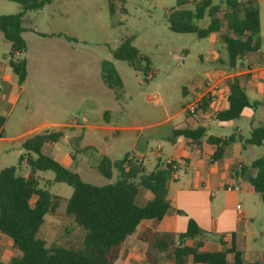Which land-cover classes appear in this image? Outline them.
Returning a JSON list of instances; mask_svg holds the SVG:
<instances>
[{
    "label": "rangeland",
    "instance_id": "obj_1",
    "mask_svg": "<svg viewBox=\"0 0 264 264\" xmlns=\"http://www.w3.org/2000/svg\"><path fill=\"white\" fill-rule=\"evenodd\" d=\"M223 1L213 0V4L224 11ZM256 1L260 47L258 52L237 60L236 69L251 60H264V0ZM175 5L176 0H114L111 9L107 0H53L40 9L27 11L22 22L26 50L14 59H26L29 79L24 91L19 90V99L8 106L10 118L0 137V169L17 166L21 142L44 131L62 132L56 146L44 149V153L60 159L61 150L69 152L71 159L62 156L63 163L93 185L113 183L117 178L116 168L110 178L99 173L101 155L115 161L127 153L142 151L150 157L143 166L151 170L157 146L162 152H171V131L183 122L181 109L192 101L195 88L203 85L210 70L228 69L227 63L214 59L217 53L219 59L227 61L220 35L198 38L194 33L169 29L167 15ZM19 11L18 3L0 0V16ZM207 23L205 17L198 25L205 27ZM126 38H131L132 45L150 59L147 74L112 58V51ZM9 50V42L0 39V63L8 65ZM105 60L116 69L120 87H108L103 82L101 63ZM250 110L257 117L260 108ZM251 121V116L234 120L243 130ZM232 132V127H220L217 121L209 129L213 135ZM19 134L22 137L14 138ZM256 152L264 155V141ZM19 166V173L26 176L24 162ZM190 173L189 168L181 167L178 182ZM37 175L39 187L59 197L58 205L45 215L38 235L48 247L83 249V230L65 211L72 187L54 182L50 170L37 171ZM168 183L177 185L174 180ZM143 192L150 194L140 187L136 197L140 204ZM216 200L230 209L236 203L250 206L257 202L264 210L258 194L239 198L234 192H219ZM9 240L0 233V264H9L18 255Z\"/></svg>",
    "mask_w": 264,
    "mask_h": 264
},
{
    "label": "trees",
    "instance_id": "obj_2",
    "mask_svg": "<svg viewBox=\"0 0 264 264\" xmlns=\"http://www.w3.org/2000/svg\"><path fill=\"white\" fill-rule=\"evenodd\" d=\"M20 5L15 14L0 16V38L10 43L9 65L21 85L26 78V59L15 58L23 53L26 44L22 37L23 17L27 11L37 10L53 0H9ZM113 9L114 0H107ZM225 9L220 12L213 0H176V5L167 15L168 27L176 33H194L198 38H206L218 33L227 52V65L235 67L237 60L245 54L255 52L260 47V14L256 0H224ZM190 4L191 7H185ZM208 18L205 27L198 22ZM112 58L126 62L132 69L147 74L150 59L141 54L131 42L124 39L112 51ZM101 77L108 87H120L121 81L114 66L101 63ZM246 74L233 75L228 80V107L216 113L220 121L234 120L240 117L244 108H256L258 103L251 102L246 95L244 82ZM205 100L200 106L205 105ZM188 113V112H186ZM4 118L0 116V125ZM204 135V128H174L172 136H183L197 140ZM61 131H44L34 134L21 143L22 152L17 166L0 169V233L10 239L19 255L9 264H118L121 246L130 235L145 242L148 249L145 260L159 264V255L173 264L187 261L200 264H228L227 254L232 255V264L246 263L242 252L233 245L223 251L203 250L202 242L189 240L199 238L203 232L193 219H189L184 232L158 233L140 226L144 220H162L171 207L167 199V183L170 168L156 166L146 172L141 163L127 162L126 156L112 161L101 155L97 169L105 178H110L112 169H117V178L113 183L93 185L84 182L78 173L64 167L48 154L42 152L44 145L57 143ZM242 141L236 132L222 138L208 136L207 142L216 145L214 159L222 157L225 149L233 142ZM250 145L259 146L264 141V128L252 126L249 136L243 140ZM24 162L28 169L26 176L19 173V164ZM256 169L253 176L247 178L250 188L259 194L264 205V157L251 162ZM50 170L53 181L72 187V194L66 201L65 211L73 217L75 226L83 230V249L71 246L46 245L38 235L44 217L58 205L59 197L46 188L39 187L40 177L37 171ZM140 187L147 189L152 197L144 204L136 201Z\"/></svg>",
    "mask_w": 264,
    "mask_h": 264
},
{
    "label": "crops",
    "instance_id": "obj_3",
    "mask_svg": "<svg viewBox=\"0 0 264 264\" xmlns=\"http://www.w3.org/2000/svg\"><path fill=\"white\" fill-rule=\"evenodd\" d=\"M220 12L223 11L220 10ZM213 34L216 35L218 33ZM258 50L252 53H256ZM249 54H245L242 58ZM214 59L219 63H227V61L221 58L219 59L217 53H214ZM238 68L236 69L235 65L233 68L228 66L227 70H210L207 79L212 80L217 86L210 94V97L205 98V105L197 108L193 114L186 113L185 108L187 105L181 109L185 114V118L182 123L174 126L173 129L183 127L195 129L198 126L203 127L204 135L200 139L192 140L184 138L183 136H172L171 152L169 153L162 152L161 146L156 147L153 153L155 162L151 170L158 165L163 167V161L166 158H173L177 160L180 168H189L191 173L190 175L186 174L181 182H178L179 178L174 180L177 182V185L173 186L167 183V199L171 207L163 219L159 221L153 219L144 220L140 226L150 228L158 233L171 232L177 234L184 232L188 220L193 219L203 234L195 240H189L187 242L188 244H194L198 240L202 242L201 249L212 251H223L233 245L237 250L242 252L244 262L264 264L263 208L256 202L250 206L236 203L230 209L226 205L220 204L219 200H216V195L219 192H234L239 198H247L249 194H258L250 188L246 180L256 173V169L251 167V162L258 157H264V155L258 156L256 152L257 146L247 144L243 140L249 136L252 126L261 125L264 128V60L257 62L251 60L246 64H240ZM239 74L247 75L244 82L246 95L251 102L258 103L256 108H260L257 117H253V112L250 110L256 108L243 109L239 118L246 116H251L252 118V121L248 123V126L244 130L234 122L236 119L220 121L215 117L217 112L228 107L229 78ZM28 79L27 61L26 78L21 85L17 83V76L13 73L9 61L8 65L0 63V116L4 118L0 125V137H2L4 128L10 118L11 111L8 109V106L19 99V90L24 91ZM205 81L201 87L195 88L192 99L205 89ZM216 121L220 127L230 126L233 128V132L242 136V141L233 142L225 149L222 157L218 159L213 158L216 145L208 143L207 137L217 136L224 138L231 133L228 135H213L209 133V129ZM22 123L24 126L26 125L27 121H25V118ZM245 130L246 133H243ZM20 137L22 135L19 134L14 138ZM55 146L56 143L53 145H44L42 152L44 153V149L46 150ZM61 151L65 160L67 157L71 159L69 152ZM128 154L130 153L125 154L124 157ZM131 155L142 157V161L140 162L142 166L143 162H147L150 159L142 151L132 153ZM62 156L60 159L55 156L51 157L66 167L68 163H63ZM143 167L146 172L151 171L146 166ZM227 188L230 189L228 190ZM142 197L143 203L140 204L137 202L139 205H144L152 197V194L143 192ZM237 205H240L242 216H239L237 213ZM217 245L221 247L219 249L208 248ZM147 249L148 246L145 242L137 239L136 235H130L126 237L121 246L117 263L151 264L145 260ZM18 255L13 257H17ZM226 258L228 264H232V255L227 254ZM158 262L159 264H173L165 259L162 254L159 255ZM184 264L200 263L187 261Z\"/></svg>",
    "mask_w": 264,
    "mask_h": 264
},
{
    "label": "built area",
    "instance_id": "obj_4",
    "mask_svg": "<svg viewBox=\"0 0 264 264\" xmlns=\"http://www.w3.org/2000/svg\"><path fill=\"white\" fill-rule=\"evenodd\" d=\"M148 78H151V74L148 75ZM216 86L217 85L212 80L207 79L205 81V89L199 95L195 96L192 99V101L186 106V108H185L186 112H188L189 114H193L197 110V108L200 107L203 99L210 97V94L212 93L213 90H215ZM126 161L127 162L140 163L142 161V157L133 156L131 154H128L126 156ZM163 166L170 168L171 180H176L179 178L180 166H179V163L177 162V160H175L173 158H166L163 161ZM227 189L229 190L230 188H227ZM236 210H237L238 215L242 216V211L240 209V205L236 206Z\"/></svg>",
    "mask_w": 264,
    "mask_h": 264
}]
</instances>
